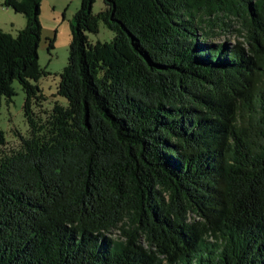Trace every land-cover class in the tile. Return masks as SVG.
Instances as JSON below:
<instances>
[{"label":"trees","instance_id":"trees-1","mask_svg":"<svg viewBox=\"0 0 264 264\" xmlns=\"http://www.w3.org/2000/svg\"><path fill=\"white\" fill-rule=\"evenodd\" d=\"M40 1L3 0L27 129L7 150L0 127V264H264V0H81L43 120Z\"/></svg>","mask_w":264,"mask_h":264},{"label":"rangeland","instance_id":"rangeland-1","mask_svg":"<svg viewBox=\"0 0 264 264\" xmlns=\"http://www.w3.org/2000/svg\"><path fill=\"white\" fill-rule=\"evenodd\" d=\"M81 0H41L38 21L40 24V36L37 48V65L42 71L36 81L31 84L38 85L40 92L39 102L32 99V111L36 117L45 119L55 103L65 104V101L57 93L59 75L63 71L68 60L71 26L74 24V15L80 7ZM104 8L103 0H95L92 6V15H97ZM234 20V19H233ZM227 22V20L225 21ZM26 25V19L22 14L15 13L3 5L0 0V30L12 36H16ZM239 23L234 20L232 30L212 37L214 41L228 40L233 42L238 39L233 29H237ZM220 33V32H218ZM114 37L103 23H99L98 33L87 34L88 42L94 45L97 42L109 43ZM14 95L10 100L5 98L0 102V127L5 131L6 149H16L19 145L17 131L25 135L27 124L22 115V105L26 94L21 86L14 81L11 85ZM109 237L114 240H123L118 230H114Z\"/></svg>","mask_w":264,"mask_h":264}]
</instances>
